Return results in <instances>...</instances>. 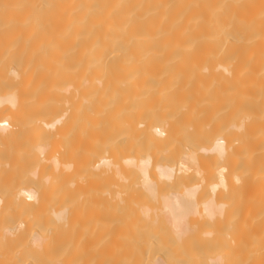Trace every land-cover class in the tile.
<instances>
[{"label": "bare ground", "instance_id": "obj_1", "mask_svg": "<svg viewBox=\"0 0 264 264\" xmlns=\"http://www.w3.org/2000/svg\"><path fill=\"white\" fill-rule=\"evenodd\" d=\"M0 125V264H264V0H0Z\"/></svg>", "mask_w": 264, "mask_h": 264}, {"label": "snow or ice", "instance_id": "obj_2", "mask_svg": "<svg viewBox=\"0 0 264 264\" xmlns=\"http://www.w3.org/2000/svg\"><path fill=\"white\" fill-rule=\"evenodd\" d=\"M4 125H0V127H3ZM29 199H31V197H29Z\"/></svg>", "mask_w": 264, "mask_h": 264}]
</instances>
